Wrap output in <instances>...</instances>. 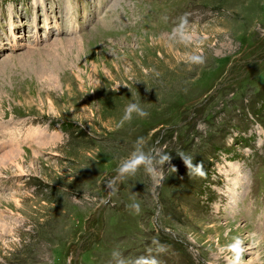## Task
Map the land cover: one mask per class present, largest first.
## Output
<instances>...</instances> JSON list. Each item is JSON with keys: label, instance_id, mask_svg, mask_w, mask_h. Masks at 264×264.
<instances>
[{"label": "rangeland", "instance_id": "obj_1", "mask_svg": "<svg viewBox=\"0 0 264 264\" xmlns=\"http://www.w3.org/2000/svg\"><path fill=\"white\" fill-rule=\"evenodd\" d=\"M70 4V33L59 20L27 46L7 30ZM184 15L187 46L169 39ZM130 102L148 116L117 129ZM140 137L176 170L157 186L140 168L110 192ZM234 236L245 264L264 257V0H0V264H115L114 250L225 264Z\"/></svg>", "mask_w": 264, "mask_h": 264}, {"label": "clouds", "instance_id": "obj_2", "mask_svg": "<svg viewBox=\"0 0 264 264\" xmlns=\"http://www.w3.org/2000/svg\"><path fill=\"white\" fill-rule=\"evenodd\" d=\"M188 25L187 15L179 18V23L173 28L169 39L189 45L193 37L185 29ZM186 62L190 65H201L205 62V58L201 54L190 53L186 57ZM133 114L140 118H145L148 113L141 108L139 103L130 102L124 108V114L120 121L116 124V128L122 127L125 122H130L133 118ZM145 140L140 137L134 144L133 151L127 158H124L118 167L116 168V175L107 184L110 192H114L118 189V186L124 179L129 176L135 175L136 172L143 168L145 173L153 179L155 185H159L163 179V167L168 164L173 170H176L175 166L171 165V155L163 153L162 151L152 148L150 151H144ZM176 155L180 158L183 165L185 166L187 173L190 176L204 177L206 175L202 162H195L193 157L178 151ZM137 214L140 212V204L132 203L129 205ZM163 251V247L157 249V252ZM220 255L223 257L225 264H245L244 254L246 251L245 239L240 236H234L231 242L220 247L218 249ZM112 261L115 264H159L156 256L149 253L148 255L138 256L135 259L125 258L121 252L114 250L112 252Z\"/></svg>", "mask_w": 264, "mask_h": 264}, {"label": "bare ground", "instance_id": "obj_3", "mask_svg": "<svg viewBox=\"0 0 264 264\" xmlns=\"http://www.w3.org/2000/svg\"><path fill=\"white\" fill-rule=\"evenodd\" d=\"M110 24H112V23H110ZM106 27V26H105ZM72 30H70L69 31V33L71 32ZM61 33H63V32H61ZM66 33V32H65ZM37 134H39V131H36V132H34L33 133V136L34 137H36L37 136ZM18 149V148H17ZM13 152H15V151H12V153ZM4 157V159H8L10 156H9V153L8 154H6V155H4L3 156ZM19 159H20V157H19ZM17 167H18V169H19V172H22V170H21V168H20V165H17ZM16 203V202H15ZM254 236H256V235H252V234H249L248 236H246L245 238H248V239H253V237ZM256 238V237H255ZM258 238H260V237H258ZM262 239V238H261ZM258 240V239H257ZM246 241V240H245ZM253 241V240H252ZM263 241V240H262ZM261 241V242H262ZM252 245H250V246H248L249 248L251 247ZM263 247H264V244L262 245ZM262 251H264V250H262ZM260 255V254H259ZM259 255H255V258H253L251 261H249L248 262V264H264V260H263V256H259ZM212 264H214V263H212Z\"/></svg>", "mask_w": 264, "mask_h": 264}]
</instances>
